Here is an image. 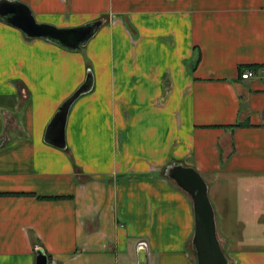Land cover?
Segmentation results:
<instances>
[{"label":"crops","instance_id":"obj_1","mask_svg":"<svg viewBox=\"0 0 264 264\" xmlns=\"http://www.w3.org/2000/svg\"><path fill=\"white\" fill-rule=\"evenodd\" d=\"M10 1L101 25L71 52L0 22V264H196L172 164L204 179L230 264H264V0Z\"/></svg>","mask_w":264,"mask_h":264},{"label":"water","instance_id":"obj_2","mask_svg":"<svg viewBox=\"0 0 264 264\" xmlns=\"http://www.w3.org/2000/svg\"><path fill=\"white\" fill-rule=\"evenodd\" d=\"M0 22L16 28L27 39L45 40L71 52L85 46L101 25L99 20L73 28L38 23L25 4L10 0H0ZM89 88L90 78L87 76L85 82L62 102L46 129L47 143L64 148V128L69 109ZM2 144L0 139V146ZM164 175L191 199L194 222L191 246L196 264H230L217 239L214 211L202 176L194 168L182 164L168 166ZM35 264H48V257L41 249L36 251Z\"/></svg>","mask_w":264,"mask_h":264},{"label":"rangeland","instance_id":"obj_3","mask_svg":"<svg viewBox=\"0 0 264 264\" xmlns=\"http://www.w3.org/2000/svg\"><path fill=\"white\" fill-rule=\"evenodd\" d=\"M216 235H217V239L219 241L222 251L227 256V258L230 260L229 255H228L229 246L222 240V237L220 236V232H218V230H216Z\"/></svg>","mask_w":264,"mask_h":264},{"label":"built area","instance_id":"obj_4","mask_svg":"<svg viewBox=\"0 0 264 264\" xmlns=\"http://www.w3.org/2000/svg\"><path fill=\"white\" fill-rule=\"evenodd\" d=\"M252 77H253V73L251 71H247V72L241 74L242 79H249Z\"/></svg>","mask_w":264,"mask_h":264},{"label":"trees","instance_id":"obj_5","mask_svg":"<svg viewBox=\"0 0 264 264\" xmlns=\"http://www.w3.org/2000/svg\"><path fill=\"white\" fill-rule=\"evenodd\" d=\"M262 66H258V65H252V66H248L247 69H250L252 71H258Z\"/></svg>","mask_w":264,"mask_h":264}]
</instances>
